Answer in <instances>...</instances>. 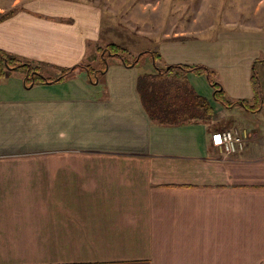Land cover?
<instances>
[{
	"label": "crops",
	"instance_id": "crops-1",
	"mask_svg": "<svg viewBox=\"0 0 264 264\" xmlns=\"http://www.w3.org/2000/svg\"><path fill=\"white\" fill-rule=\"evenodd\" d=\"M206 2L227 10L209 28L193 19L192 36L165 32L146 50L160 55L154 67L110 58L100 72L101 59L89 62L99 6L0 0V50L47 78L79 67L58 82L30 85L22 70L0 79V264H264V142L250 134L264 106L241 103L264 66V0ZM169 65L208 67L234 105L191 73L213 120L155 122L138 80ZM222 123L247 134L243 150L212 145Z\"/></svg>",
	"mask_w": 264,
	"mask_h": 264
},
{
	"label": "trees",
	"instance_id": "trees-1",
	"mask_svg": "<svg viewBox=\"0 0 264 264\" xmlns=\"http://www.w3.org/2000/svg\"><path fill=\"white\" fill-rule=\"evenodd\" d=\"M13 13V12H11ZM103 55L102 69H107L110 58L121 61L126 66H136L143 61L145 55L150 54L157 62L160 55L157 52L146 51L133 60L129 58V51L122 45L109 44L101 49ZM79 67L64 69L62 76L56 79L44 77L39 66L0 50V79L12 71L22 70L27 76V83L58 82L72 74ZM91 79L97 78L95 69L86 66ZM206 76L215 91V100L225 108L234 105L225 95L222 86L214 79V73L203 65H169L156 68L154 74L139 77L138 90L147 113L155 122L162 125H177L189 122H209L214 117V108L210 101L197 94L189 86L188 75ZM94 76V77H93ZM252 84L254 97L251 101L242 100L244 108L252 112L259 111L264 106V95L260 86V78L253 69Z\"/></svg>",
	"mask_w": 264,
	"mask_h": 264
},
{
	"label": "rangeland",
	"instance_id": "rangeland-1",
	"mask_svg": "<svg viewBox=\"0 0 264 264\" xmlns=\"http://www.w3.org/2000/svg\"><path fill=\"white\" fill-rule=\"evenodd\" d=\"M84 1L99 6L100 10L103 12V19L101 21L102 35L98 43L92 46L93 49L96 48V52H94L89 59V62L94 64H96L103 55L101 49L109 44L115 43L124 46L130 53L128 55L129 58L133 60L146 52V50H157V45H159L163 34L170 31L175 25L177 28L182 29L181 32H186L188 35L190 34L192 36V34L196 32L195 28H197V24L193 19L197 21L201 20L203 23L200 24V26L203 29L209 28L216 13H223L227 10L225 8H217L218 11L215 12L214 9L204 6L207 0ZM143 60L142 64L148 61V66L150 67L151 63L152 67H154V63L156 62L150 54L145 55ZM256 72L260 78V86L264 95V66H258ZM144 75L145 74L142 76ZM189 86L193 88L190 83ZM195 92L198 93L199 91ZM222 126V129L228 130L235 127L231 126L229 128H224V123H222ZM251 126L250 134L258 135L259 141L264 142V115L256 114V116H251Z\"/></svg>",
	"mask_w": 264,
	"mask_h": 264
},
{
	"label": "built area",
	"instance_id": "built-area-1",
	"mask_svg": "<svg viewBox=\"0 0 264 264\" xmlns=\"http://www.w3.org/2000/svg\"><path fill=\"white\" fill-rule=\"evenodd\" d=\"M246 138L247 134L239 130H225L215 132L211 143L225 154L231 155L245 148Z\"/></svg>",
	"mask_w": 264,
	"mask_h": 264
},
{
	"label": "water",
	"instance_id": "water-1",
	"mask_svg": "<svg viewBox=\"0 0 264 264\" xmlns=\"http://www.w3.org/2000/svg\"><path fill=\"white\" fill-rule=\"evenodd\" d=\"M243 105V104H242Z\"/></svg>",
	"mask_w": 264,
	"mask_h": 264
}]
</instances>
